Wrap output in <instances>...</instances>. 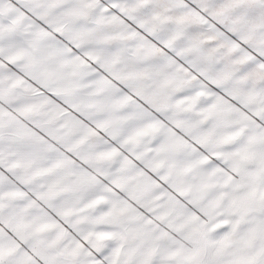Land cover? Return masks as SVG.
Listing matches in <instances>:
<instances>
[{"label": "snow or ice", "instance_id": "6c2138e0", "mask_svg": "<svg viewBox=\"0 0 264 264\" xmlns=\"http://www.w3.org/2000/svg\"><path fill=\"white\" fill-rule=\"evenodd\" d=\"M0 264H264V0H0Z\"/></svg>", "mask_w": 264, "mask_h": 264}]
</instances>
